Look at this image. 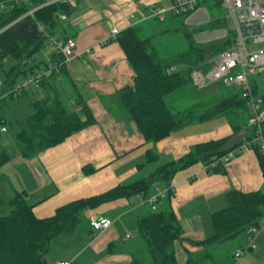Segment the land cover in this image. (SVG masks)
<instances>
[{"label": "trees", "instance_id": "1", "mask_svg": "<svg viewBox=\"0 0 264 264\" xmlns=\"http://www.w3.org/2000/svg\"><path fill=\"white\" fill-rule=\"evenodd\" d=\"M48 1L0 0V68L10 88L7 99L28 96L34 110L31 116L19 122L20 131L15 136L19 152L25 159L35 158L96 123L92 111L76 88L72 89L70 99L69 96L61 98L58 89L64 85V77L68 78L67 65L63 64L59 72L43 75L38 85L32 83L27 89L17 88L22 84L20 78L28 81L48 68V61H38L36 56L42 51L45 40L52 38L61 27L60 13L70 15L73 11L65 2L46 5ZM216 5L220 7L217 1ZM198 10L173 15V18L181 16L188 19ZM207 29L226 33L204 44L190 43L185 52L170 59L160 58L152 46V39L141 37L139 27L132 26L120 32L112 41L119 43L136 76L133 86L119 91L118 104L121 112L136 123L146 142H159L189 124L220 117L228 120L232 132L195 145L185 156L159 166L155 172L134 183L118 185L96 196L72 201L48 218L35 215L26 191L17 192L9 202L11 214H0V264H48L53 240L61 235L75 234L86 211L120 199H148L158 186L164 189L165 195L159 198L155 210L145 204L147 210L137 220L138 233L148 249L150 260L146 263L137 258L133 264H180L176 254L177 242L201 248L192 252L185 247V264L237 263L235 253L249 243V229L264 220V188L255 192H228L227 206L211 215L212 236L202 241L183 237L180 220L171 204H162L164 198H171L174 192L172 181L178 172L202 163L207 173H225L227 165L220 161L221 158L251 142L255 135V129L250 125L251 107L239 91L210 105L198 102L177 111L167 102L168 97L195 86V67L230 47L233 34L225 19L211 20ZM51 58L54 63L64 62L63 55L58 51ZM172 66L179 69L169 73ZM67 82L71 86L74 84L69 79ZM252 86L254 94L263 99L264 112V94L260 93L255 80ZM32 87L37 90L32 91ZM67 100L72 108L67 106ZM251 150L259 157L264 176V157L259 147L253 145ZM146 158L147 163H153L158 160V155L149 150ZM10 160V154L0 151V168ZM93 171L91 167L85 168L86 173ZM4 205L5 200L0 195V211ZM241 239H245L244 243H237L230 255L224 257L217 252L225 243Z\"/></svg>", "mask_w": 264, "mask_h": 264}, {"label": "crops", "instance_id": "2", "mask_svg": "<svg viewBox=\"0 0 264 264\" xmlns=\"http://www.w3.org/2000/svg\"><path fill=\"white\" fill-rule=\"evenodd\" d=\"M64 2L73 11L70 15L60 13L61 27L48 39L49 43H44L45 58L40 61L52 59L51 55L57 51L55 40L75 38L77 57L67 65L68 78L62 79L74 83L72 86L68 83L69 87L77 89L96 123L35 158L25 159L15 141L20 131L19 122L34 113L30 101H25V113L20 112L18 118L13 115V121L18 123L13 136L16 149L8 153L6 147L0 145V151L11 156V160L0 168V195L5 200L4 206H9L6 204L17 192L26 191L28 202L34 206L38 218L51 217L58 208L72 201L134 183L155 172L159 166L185 156L195 145L232 132L227 121L215 118L189 124L159 142H146L136 123L121 112L118 93L134 85L136 74L119 43L109 41L111 30L117 27L122 32L132 26L139 27L140 31L147 29V23L152 20L149 8L153 5L165 7V0ZM48 44L55 51L50 52ZM58 91L65 99L66 88L61 86ZM9 94L10 88L0 68V103L6 101ZM19 98L15 99L20 101ZM0 119L3 121H0L1 129L6 127L8 133L11 118L2 110ZM149 150L158 155V160L153 163H147ZM87 167L94 171L86 173ZM171 186L174 192L170 199L164 198L162 204H171L180 220L183 237L202 241L212 236L211 215L227 206L226 194L233 190L260 191L264 188V176L256 152L245 150L227 165L225 173H207L204 165L199 163L178 172ZM158 190L164 191L158 186L154 194ZM140 199H120L86 211L88 228L77 229L72 236L61 235L54 239L48 264L62 260L73 261V264H133L138 258L137 252L133 251L131 242L127 244L124 240L133 239L128 231L137 226L138 217L147 210ZM91 217L108 218L113 224L95 231L89 224ZM244 241L241 239L238 245ZM257 243V249L236 264H264V237ZM56 244L60 245L59 249ZM185 247L192 252L201 250L177 242L176 254L180 264L187 260Z\"/></svg>", "mask_w": 264, "mask_h": 264}, {"label": "built area", "instance_id": "3", "mask_svg": "<svg viewBox=\"0 0 264 264\" xmlns=\"http://www.w3.org/2000/svg\"><path fill=\"white\" fill-rule=\"evenodd\" d=\"M66 0H49L46 5ZM206 0H173L169 8L151 6L149 17L165 21L168 14L182 15L194 12ZM220 4L226 12L225 20L233 34L230 47L206 63L193 69L194 84L199 90H204L210 85L221 82L227 87H235L241 92L243 97L248 99L251 107L250 125L255 129V135L251 142L244 145L228 155L221 158L224 165H229L238 155L245 150H251L253 145L259 147L264 157V112L263 99L253 92V76L257 71L264 68V0H214ZM32 13V12H31ZM42 32L43 29L40 28ZM120 31L117 27L111 30L109 41L115 40ZM54 46L64 57V62L54 63L52 59L48 61V68L41 71L35 78L25 81L19 85L18 90L27 89L33 83L38 85L39 79L53 71L59 72L63 64H70L76 57L77 41L75 38L66 40H55ZM209 65L208 68H205ZM179 69L172 66L168 72L172 73ZM4 132L7 131L3 127ZM214 166V164H213ZM205 170H206V166ZM165 195V191L158 190L148 199H141L143 205L147 204L156 209L157 201ZM90 226L95 231H101L112 226L113 221L108 218L91 217ZM264 235V220L258 225L249 229V243L236 251L235 261L238 262L250 251L257 249L258 239ZM57 264H73V261L62 260Z\"/></svg>", "mask_w": 264, "mask_h": 264}, {"label": "rangeland", "instance_id": "4", "mask_svg": "<svg viewBox=\"0 0 264 264\" xmlns=\"http://www.w3.org/2000/svg\"><path fill=\"white\" fill-rule=\"evenodd\" d=\"M170 5V0H165L164 8H169ZM225 17V10L222 7L217 6L214 0H211L210 2H204L200 9L188 19H185L181 16L173 18L171 14L167 15L165 21H161L157 18H150L152 20L150 23H147V29L140 31V33L141 37L145 39H152V46L158 52L161 59H170L180 53L185 52L189 48L190 43L204 44L214 38L222 37L226 33L225 31H212L207 29V26L211 20L217 18L225 19ZM47 41L49 43V40H45V43ZM48 47L50 52L55 51V48L50 44H48ZM44 52L45 51H41L37 54L36 59L38 61L45 58ZM254 80L258 83L260 93L264 94V68L257 71V74L253 76V81ZM19 82H22L23 84L24 79L20 78ZM63 87L66 88L65 94L69 96L70 99L72 90L69 87L67 80L64 82ZM236 92L237 89L235 87H227L221 82L214 83L204 90H199L192 85L189 86L184 93L175 94L168 97L167 102L174 110L177 111L191 107L198 102L210 105L214 102L223 100L226 97L235 94ZM19 100L20 101H18V99H7L5 102L0 103V112L4 110L11 118L10 121L12 126L9 124L8 133L3 132L0 127V145L5 146V149L8 153H13V151L16 149L15 144H13V136L16 135L18 123L13 121V115L17 116L18 118L20 112L25 113L27 109L25 106V101L28 102L29 98L27 96H22L19 98ZM66 104L69 108H72V105L68 100L66 101ZM217 119L228 122V120L224 117ZM2 208L3 209L0 211L1 215L8 216L11 214L12 207L10 205L3 206ZM84 228H88V225L85 215L83 214L81 217V223L77 229L82 230ZM128 234L130 237L133 236V239L126 240L124 238V241H126L127 244L131 242L133 245V251L137 252L136 256L143 262L147 263V261L150 260L149 252L140 238L137 226H135L133 230H129ZM239 241L240 240L227 242L217 252H219L220 256L226 257L232 253ZM56 245V248L59 249L60 245ZM52 251L53 250H51V253Z\"/></svg>", "mask_w": 264, "mask_h": 264}]
</instances>
